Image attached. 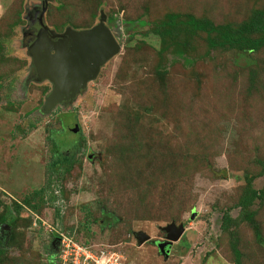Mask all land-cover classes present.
I'll return each mask as SVG.
<instances>
[{
  "label": "rangeland",
  "instance_id": "rangeland-1",
  "mask_svg": "<svg viewBox=\"0 0 264 264\" xmlns=\"http://www.w3.org/2000/svg\"><path fill=\"white\" fill-rule=\"evenodd\" d=\"M42 1L0 0V215L15 217L13 227L0 221V264H41L59 226L115 247L123 264H264L246 219L254 214L264 238V195L240 204L250 188L264 191V49H208L199 34L184 36L191 45L180 53L152 32L169 12L240 23L264 0H49L51 28L91 27L103 9L122 44L85 91L50 111L42 107L52 84L32 80L22 33L27 10ZM51 129L64 131L48 141ZM58 140L75 149L52 165ZM43 189L33 210L25 199ZM102 206L114 225L102 227ZM172 221L185 232L165 254L153 240L164 241L161 227ZM137 231L151 240L139 244Z\"/></svg>",
  "mask_w": 264,
  "mask_h": 264
},
{
  "label": "water",
  "instance_id": "water-1",
  "mask_svg": "<svg viewBox=\"0 0 264 264\" xmlns=\"http://www.w3.org/2000/svg\"><path fill=\"white\" fill-rule=\"evenodd\" d=\"M47 8V5H43L42 16ZM42 27L36 39L26 47L33 70L36 71L32 80H48L52 84L42 107L44 111H50L59 104L73 101L85 91L102 67L121 51L122 44L107 24V14L103 9L99 21L88 28L74 29L68 26L63 32H57L47 25L45 18ZM49 33L58 39L50 43V49ZM78 129L79 124H75L72 131L78 132ZM196 215L197 211H193L192 217ZM161 230L165 232V240L155 243H158L160 252L168 254L166 247L182 237L185 226L184 223L172 221L161 227ZM135 236L139 244L151 240V236L144 231H137Z\"/></svg>",
  "mask_w": 264,
  "mask_h": 264
},
{
  "label": "trees",
  "instance_id": "trees-1",
  "mask_svg": "<svg viewBox=\"0 0 264 264\" xmlns=\"http://www.w3.org/2000/svg\"><path fill=\"white\" fill-rule=\"evenodd\" d=\"M113 20V19H111ZM154 34L159 35L162 39L168 40L169 43L172 44L176 50H179L180 53H184V51L191 45L188 38L183 39L184 36H196L199 34H203L204 42L208 49H223V50H237L241 53H246L252 55L260 50L264 49V7L262 9L256 8L252 14L244 21L240 23H216L212 19L207 16H196L193 13H182V12H169L162 19L155 23V27L152 29ZM168 47V45H167ZM64 131L51 129L48 135L49 139H54L52 135L55 137ZM135 145L140 146V141L138 138H135ZM69 143L64 144L62 142L55 141L53 150V164H58L57 162H61L64 157L67 156L63 149L68 146ZM71 152L75 149V144L71 143ZM140 148V147H139ZM134 148L136 156L139 155L140 149ZM131 151V149H128ZM66 155V156H65ZM246 181L249 186L250 183L254 179V175L250 173L245 174ZM45 189L42 191H35L33 195L28 196L25 199V202L33 208V210H38L40 205L45 202L44 193ZM60 192V189H58ZM264 195V191L262 193H258L255 189L250 188V191L246 196L240 201V204L244 207L249 206L255 198ZM21 205L16 204V210L19 211ZM13 210V209H12ZM101 215L103 216L101 219L102 227H107L114 225L118 218L116 214L108 209L107 207H101ZM13 211L8 210V212L0 215V221L2 225L6 227H13L15 217L12 214ZM58 216H63L64 211H60L57 213ZM108 218L114 219L113 221L107 222ZM176 220V218H173ZM246 219L250 222L252 227L254 228L255 235L257 240L264 245V238L262 235V231L260 228V224L255 219L253 213H249L246 215ZM176 222V221H175ZM232 224V218L230 217L228 212H225L224 215V228H228ZM51 233L53 235L52 240L50 242V251L46 260H44L41 264H58V259L55 258L56 254L59 250L61 235L66 234L72 237L75 241L85 246H89L94 250H98L99 248H115L112 246L106 247H96L92 244H89L87 240L81 241L77 238L76 230L70 231L66 230L62 226L53 227L51 229ZM1 235V234H0ZM235 238V237H234ZM11 240H15V235H11ZM232 247L236 254L238 263H240V251L237 246L236 240L233 241ZM5 252V243L4 239L0 237V256Z\"/></svg>",
  "mask_w": 264,
  "mask_h": 264
},
{
  "label": "built area",
  "instance_id": "built-area-1",
  "mask_svg": "<svg viewBox=\"0 0 264 264\" xmlns=\"http://www.w3.org/2000/svg\"><path fill=\"white\" fill-rule=\"evenodd\" d=\"M123 257L115 248L94 250L66 234L61 235L59 250L55 256L58 264H123Z\"/></svg>",
  "mask_w": 264,
  "mask_h": 264
},
{
  "label": "flooded vegetation",
  "instance_id": "flooded-vegetation-1",
  "mask_svg": "<svg viewBox=\"0 0 264 264\" xmlns=\"http://www.w3.org/2000/svg\"><path fill=\"white\" fill-rule=\"evenodd\" d=\"M48 3H49V0H45V1L43 0L41 6L34 5L32 8L27 10L26 24H24L22 27V33H23L24 39L27 40L26 45H28L29 42L34 41L36 39L37 32H39L41 30V28L43 29L42 22H43V18H45V15L42 16L41 11H42L43 5L48 6ZM45 21H46V19H45ZM47 25H48V23H47ZM86 28H88V27H86ZM51 29H54V28H51ZM74 29H78V28H74ZM80 29H83V28H80ZM54 30H56L57 32H63L64 31V30L58 31L57 29H54ZM48 40L50 41L49 42V49H50V43L53 41H57L58 39H57V37H54L51 33H49V39ZM52 52H54V50H52ZM34 74H36V71H34ZM65 153L70 154L71 151L65 152ZM157 241L158 240H156V242ZM153 243H155V240H153ZM155 245H157V243H155ZM170 247L171 246L166 247V250L168 252H170Z\"/></svg>",
  "mask_w": 264,
  "mask_h": 264
}]
</instances>
